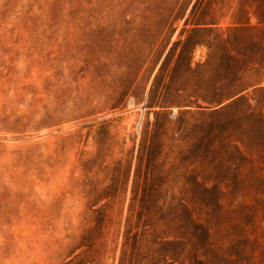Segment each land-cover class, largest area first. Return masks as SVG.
I'll return each mask as SVG.
<instances>
[{"label":"rangeland","instance_id":"374dc122","mask_svg":"<svg viewBox=\"0 0 264 264\" xmlns=\"http://www.w3.org/2000/svg\"><path fill=\"white\" fill-rule=\"evenodd\" d=\"M260 82L264 0H0V264H264Z\"/></svg>","mask_w":264,"mask_h":264},{"label":"trees","instance_id":"16d2710c","mask_svg":"<svg viewBox=\"0 0 264 264\" xmlns=\"http://www.w3.org/2000/svg\"><path fill=\"white\" fill-rule=\"evenodd\" d=\"M250 91L253 93V95L264 94V86H262V82L237 89L228 97V99H226V101L235 102L241 98H246L249 96ZM226 101H222L220 106Z\"/></svg>","mask_w":264,"mask_h":264}]
</instances>
